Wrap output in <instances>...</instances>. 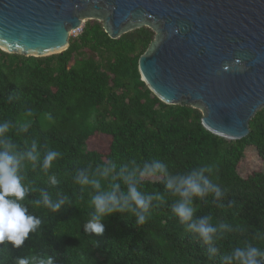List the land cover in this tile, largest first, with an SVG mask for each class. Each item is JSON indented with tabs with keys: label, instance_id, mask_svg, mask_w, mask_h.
<instances>
[{
	"label": "trees",
	"instance_id": "trees-1",
	"mask_svg": "<svg viewBox=\"0 0 264 264\" xmlns=\"http://www.w3.org/2000/svg\"><path fill=\"white\" fill-rule=\"evenodd\" d=\"M153 38L142 26L112 39L100 21L86 20L62 53L25 56L0 49V122L12 125L5 139L14 152H27L35 139L40 152L35 167L21 162L28 191L19 203L41 220L22 246L0 242V264L32 254L52 256L54 264H225L235 248L264 250V172L242 177L235 169L247 146L264 161V109L250 120L245 137L228 140L202 126L198 109L160 101L137 66ZM23 125L27 132L19 131ZM98 135L108 139L105 151L91 145ZM50 150L60 156L45 173L40 165ZM153 160L167 166L168 177H140L139 169ZM204 165L212 166L205 175L222 196L193 197V220L208 217L217 228L211 244L179 222L172 210L179 197L165 187L170 176ZM122 168L134 173L142 195L152 197L146 222L117 211L102 218V234L86 232L94 195L113 191V184H119L118 194L127 193ZM81 174L99 180L100 188L81 184ZM42 191L64 203L53 212L43 205Z\"/></svg>",
	"mask_w": 264,
	"mask_h": 264
},
{
	"label": "water",
	"instance_id": "water-1",
	"mask_svg": "<svg viewBox=\"0 0 264 264\" xmlns=\"http://www.w3.org/2000/svg\"><path fill=\"white\" fill-rule=\"evenodd\" d=\"M86 20L112 39L150 28L140 79L160 101L198 109L209 132L243 138L264 109V0H0V49L62 53Z\"/></svg>",
	"mask_w": 264,
	"mask_h": 264
},
{
	"label": "clouds",
	"instance_id": "clouds-1",
	"mask_svg": "<svg viewBox=\"0 0 264 264\" xmlns=\"http://www.w3.org/2000/svg\"><path fill=\"white\" fill-rule=\"evenodd\" d=\"M51 119V116L48 117ZM12 125L8 121L0 122V242L8 241L13 247H20L29 237L31 232H35L41 225V220L33 215L27 214V208L19 201L23 200L28 189L22 184V177L19 175L21 162L25 159L33 162V167L40 160L38 142L33 139L30 149L27 152H14L15 145L11 139H5ZM28 126L19 128L20 132H27ZM60 156L58 151H47L42 158L41 168L47 173L52 167V163ZM115 166L112 165L111 168ZM111 169L105 170V175ZM213 172L211 165H204L189 171L187 174H177L170 176L165 184L166 189L179 199L173 206V212L179 222L186 228L197 234L205 244H211L217 233V228L208 223V217L193 220L195 209L192 206V198L203 199L209 193L214 194L218 200L222 196L220 187L209 178ZM157 173L168 177L167 166L159 160L151 163L145 162L139 169L140 177H152ZM208 173L209 175H205ZM120 177L128 185L127 193H119V184H113V191L101 192L92 197V204L95 213L84 228L86 232L102 234L104 225L101 222L105 215L117 211L129 210L137 217V223L146 222L149 214L151 196L142 195L134 182V173L121 169ZM81 184H92L94 188H100L99 180H89L87 176L81 174L78 178ZM52 185L57 183L54 176L49 177ZM43 205L57 211L64 200L52 202L47 192L42 191ZM14 197V199H12ZM159 198V197H158ZM37 204L41 202L36 201ZM223 227V225H221ZM215 252V249H212ZM225 264H264V250L255 246L245 248H235L230 254L224 257ZM16 264H54L52 256L32 254L16 259Z\"/></svg>",
	"mask_w": 264,
	"mask_h": 264
},
{
	"label": "rangeland",
	"instance_id": "rangeland-1",
	"mask_svg": "<svg viewBox=\"0 0 264 264\" xmlns=\"http://www.w3.org/2000/svg\"><path fill=\"white\" fill-rule=\"evenodd\" d=\"M80 32H81V28L71 31L69 38H76ZM92 138H96V137H92ZM107 143H108V139L100 137L98 135V140L97 141L93 140L91 142V145L92 146L94 145L96 149L105 151L107 148L106 146ZM235 169L240 176L246 177L248 174L252 173L253 171L264 172V161L259 158L254 146H247L244 148L243 156L236 164ZM147 178H152V177H147Z\"/></svg>",
	"mask_w": 264,
	"mask_h": 264
}]
</instances>
